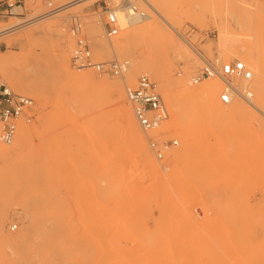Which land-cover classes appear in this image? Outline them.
I'll return each mask as SVG.
<instances>
[{"label": "rangeland", "instance_id": "1", "mask_svg": "<svg viewBox=\"0 0 264 264\" xmlns=\"http://www.w3.org/2000/svg\"><path fill=\"white\" fill-rule=\"evenodd\" d=\"M7 1L0 0V29L20 23L0 31V86L37 105L12 143L0 140L7 148L0 154V264H264V73L243 54L250 48L264 65V0H91L50 16L43 15L48 0H10L21 5L12 10ZM105 2L118 8L121 28L112 38L104 29ZM129 2L148 16L130 24ZM75 15L97 60L130 61L124 76L73 66ZM148 24L149 34L134 32ZM125 38L130 47L115 50ZM173 39L187 51L177 53ZM65 55L71 77L62 70ZM5 56L13 60L3 63ZM216 58L242 59L253 69V103L235 101L245 111L231 112L232 103L220 101L217 77L210 81L220 82L216 103L224 112L201 99H178L182 89L200 86L189 80ZM137 62L161 64L165 73L146 69L169 119L148 133L136 120L150 161L117 108L122 95L129 102L126 86L143 73ZM80 74L118 91L81 85ZM174 106L194 136L188 141L171 125ZM22 125L32 133L16 149ZM150 137L179 144L158 159Z\"/></svg>", "mask_w": 264, "mask_h": 264}, {"label": "built area", "instance_id": "2", "mask_svg": "<svg viewBox=\"0 0 264 264\" xmlns=\"http://www.w3.org/2000/svg\"><path fill=\"white\" fill-rule=\"evenodd\" d=\"M16 2L7 1V7L12 8ZM64 5H55L52 0L47 1V10L43 15L50 16L59 11ZM126 10V11H125ZM124 11L130 15L139 14V8L131 4L124 7ZM104 29L108 38L119 33L121 28L118 16V8L110 7L106 2L103 6ZM69 32L76 39L72 50V64L77 69L94 68L103 73L109 72L117 76H124L130 69L129 60L114 59L107 62L97 60L90 48L88 38L85 35L84 22L80 16H72ZM219 78L223 82V88L219 94L220 101L230 104L238 98L248 103H253L255 96L253 90L254 72L245 61L235 58L228 61L216 58L205 60L200 71L191 77L190 84H198L204 79ZM126 95L132 104L138 124L146 132L158 131L163 122L169 119L170 112L167 103L158 90L157 83L149 73L139 75L133 85L126 86ZM36 101L34 98L14 91L7 85L0 86V122L2 128L0 140L10 144L14 141L19 125L22 121L31 122L36 115ZM177 138L160 139L149 138V145L158 159H163L172 147L177 146ZM17 225L12 226L15 229Z\"/></svg>", "mask_w": 264, "mask_h": 264}, {"label": "bare ground", "instance_id": "3", "mask_svg": "<svg viewBox=\"0 0 264 264\" xmlns=\"http://www.w3.org/2000/svg\"><path fill=\"white\" fill-rule=\"evenodd\" d=\"M91 0H75L73 2H70V3H66L67 5L65 4H62L64 6H62L60 10H62L63 8L67 9V8H73L75 6H80V5H83L85 4L86 2H89ZM151 3V2H150ZM131 4H134L133 2H129L126 6L129 7L131 6ZM156 4V3H155ZM87 5V4H86ZM152 5V4H151ZM17 6H21V5H16L14 6L12 9H14L15 7ZM125 6V7H126ZM154 6V5H153ZM155 9H158L156 7V5L154 6ZM58 11V12H59ZM139 11L141 13L139 14H134V15H130L128 14L127 12H125V19L130 23V24H134L135 22H137L140 18L144 17V16H148L147 12L143 9H139ZM63 12V11H62ZM75 13V12H74ZM119 16V15H118ZM41 17H36L34 20H31V22H38L40 20ZM20 23V22H19ZM18 22L10 27H7V28H11V27H14V26H18L19 24ZM49 25L51 26L52 24L49 23ZM230 26V25H229ZM49 27V26H48ZM223 27V26H222ZM7 28H2L0 29L1 30H4V29H7ZM47 28V27H46ZM227 28V27H226ZM154 28L148 24V25H144V26H140L138 27L134 32L135 33H138V34H146V33H150L152 32ZM225 29V28H224ZM47 30V29H46ZM128 31V30H127ZM230 31V30H228ZM125 33V31H124ZM225 33V32H224ZM101 34V33H100ZM172 34V33H171ZM96 35V34H95ZM147 36V35H146ZM177 37V35H176ZM172 37H170L171 39ZM179 38V37H178ZM24 39V38H23ZM27 40V39H26ZM126 40V38H125ZM124 41V40H123ZM123 41H120L119 40H116L115 43L113 44V47L115 50L117 51H122V50H127L129 47H130V41L129 40H126V42H123ZM221 41L223 44L225 41H226V36H221ZM172 44H174L178 50H176L177 53H184L185 51H187L186 49V46L184 45L185 43H183L180 39H173L172 40ZM192 45V44H191ZM110 46V45H109ZM168 47V46H167ZM190 47V46H189ZM197 49V48H196ZM171 50V49H170ZM254 50V49H253ZM198 51V50H197ZM237 53H239L240 50H236ZM241 52V51H240ZM255 52V51H254ZM250 48L246 49L245 50V53L244 54V57L249 59L254 65L255 67H260L262 69V72L264 73V65L261 63V60H260V57L259 54H256L254 53ZM187 53V52H186ZM68 55V53H67ZM65 55L63 56L62 58V70L64 71V73L67 75V77H71V74L69 72V69H68V56ZM12 58L13 60V57L12 56H8V57H4L2 59L3 63L6 64L7 61H9L10 59ZM169 58V56H167V59ZM135 60V59H134ZM242 60V59H241ZM137 61V60H135ZM244 61V60H243ZM246 62V61H245ZM61 63V62H60ZM247 64V63H246ZM248 65V64H247ZM135 66V65H134ZM137 68H140L143 70V73H149V71H147L146 69H152L156 76L160 77V78H165V73H164V69L162 67L161 64H153L151 63L150 65L148 64H144V62H140L138 63L137 62ZM249 66V65H248ZM250 67V66H249ZM252 69V68H251ZM258 69V68H257ZM255 69V70H257ZM253 70V69H252ZM74 71V70H73ZM76 71V70H75ZM141 72V71H140ZM254 72V71H253ZM142 73V74H143ZM151 73V72H150ZM141 75V74H140ZM79 79H80V83L81 85H84V86H88L90 88H93V89H97V90H103V91H107V92H111L113 89H115V87L109 82V83H106V82H102V81H98V80H95L93 78H90L88 75L86 74H80L78 75ZM165 80V79H164ZM206 81H202V83L200 84V86L198 87H194V88H184L181 90L180 94L178 95V99L179 100H182V101H192V100H197V99H201L203 101V103L205 104V106L209 109V110H212V111H217V112H224L225 109H222V108H219L217 103H216V96H217V93L219 91V88H220V82L216 81V80H211L210 81V78L209 79H205ZM259 81V80H258ZM158 85V84H157ZM167 85V83H166ZM253 87H254V79H253V83H252ZM259 91L260 92H264V83H261L259 84ZM185 86V85H184ZM188 86V85H187ZM122 88V86H121ZM118 91V90H117ZM116 90L114 91L113 90V93L117 92ZM259 92V93H260ZM120 93V92H119ZM121 95V94H120ZM165 95V94H164ZM114 96V95H113ZM165 97V96H164ZM240 99V98H238ZM236 99V100H238ZM236 100H233L232 101V107L229 109L231 112H235V111H245L246 109H248V106L245 105V104H242V103H236L235 101ZM243 100V99H242ZM254 100V99H253ZM245 101V100H244ZM128 101L125 97V95L121 96V98L118 100V103H117V108H118V111L121 115V118H122V121L124 123V126H125V130L127 131H124L125 133H129L130 136H132V138L137 141L138 143V147L144 152V145L142 143V137H141V134L138 130V126H137V122L135 119L136 116H134L135 114L132 113V110H131V107L128 105ZM130 104V103H129ZM231 104V103H230ZM183 106V105H182ZM185 107V105H184ZM186 108V107H185ZM182 112V111H181ZM120 117V116H119ZM122 123V124H123ZM171 125L178 131V133L183 137V140L184 141H188L191 139V137H194L192 135V132H191V129L190 127L184 123V121L182 120L181 118V115H180V108L179 107H175L172 109V123ZM168 128V127H167ZM32 130L29 128V126L27 125H22L20 127V132H19V136H18V139L16 141V149H18L19 147H22L23 146V142L26 141L27 139H29L30 135H31V132ZM125 136V135H124ZM129 138V137H128ZM173 148V147H172ZM7 148H4V147H0V154L3 155V153H5ZM15 149V147H14ZM21 149V148H20ZM19 151V150H18ZM145 153V156L147 158V160L150 161L151 157L149 155L148 152H144ZM183 152H180L179 155H182ZM152 160V159H151ZM57 224V223H56ZM0 225H1V220H0ZM60 228V227H59ZM60 230V229H59ZM128 230V229H127ZM58 231V228L57 230ZM130 232V231H129ZM102 235V234H101ZM52 237V236H51ZM135 238V237H134ZM99 241V240H98ZM135 241V240H134ZM107 242V241H106ZM137 243V242H136ZM17 244V243H16ZM44 244V243H42ZM107 245V244H106ZM45 246V244H44ZM22 248H23V244H22ZM37 250V249H36ZM114 253V252H113ZM115 254V253H114ZM113 254V255H114ZM168 255V254H167ZM116 257V256H114ZM118 259H119V256H117ZM109 258H112V257H109ZM122 258V257H120ZM34 259V258H33ZM115 260V258H113ZM160 259V258H159ZM118 261H121V260H118ZM126 262V260H124Z\"/></svg>", "mask_w": 264, "mask_h": 264}]
</instances>
